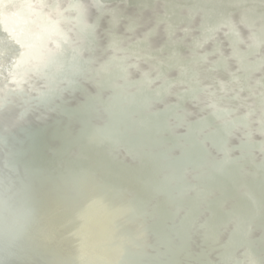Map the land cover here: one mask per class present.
<instances>
[{
  "label": "bare ground",
  "instance_id": "obj_1",
  "mask_svg": "<svg viewBox=\"0 0 264 264\" xmlns=\"http://www.w3.org/2000/svg\"><path fill=\"white\" fill-rule=\"evenodd\" d=\"M0 134L12 264H264V0H0Z\"/></svg>",
  "mask_w": 264,
  "mask_h": 264
},
{
  "label": "clouds",
  "instance_id": "obj_2",
  "mask_svg": "<svg viewBox=\"0 0 264 264\" xmlns=\"http://www.w3.org/2000/svg\"><path fill=\"white\" fill-rule=\"evenodd\" d=\"M101 140L109 137L98 130ZM7 137L0 134V264H12L15 252L31 236L37 222L27 172L13 162L5 148Z\"/></svg>",
  "mask_w": 264,
  "mask_h": 264
},
{
  "label": "water",
  "instance_id": "obj_3",
  "mask_svg": "<svg viewBox=\"0 0 264 264\" xmlns=\"http://www.w3.org/2000/svg\"><path fill=\"white\" fill-rule=\"evenodd\" d=\"M56 156L58 155V154H56V153H54ZM83 155H85V154H83ZM142 203H144L145 201H141Z\"/></svg>",
  "mask_w": 264,
  "mask_h": 264
}]
</instances>
